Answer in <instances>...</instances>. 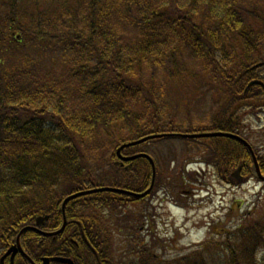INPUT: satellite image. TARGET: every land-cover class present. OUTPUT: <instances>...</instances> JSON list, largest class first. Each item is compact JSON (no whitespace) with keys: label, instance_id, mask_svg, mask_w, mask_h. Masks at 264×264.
<instances>
[{"label":"trees","instance_id":"trees-1","mask_svg":"<svg viewBox=\"0 0 264 264\" xmlns=\"http://www.w3.org/2000/svg\"><path fill=\"white\" fill-rule=\"evenodd\" d=\"M183 1L185 7L179 0H0V255L37 216H59V204L72 193L99 186L145 188L150 162L138 158L126 168L130 162L118 163L117 150L149 134L182 132L159 129L163 94L176 100L184 97L182 88L216 87L211 79L219 81L227 98L221 109L228 105L229 116L218 114L212 127L191 133L243 136L232 111L264 108V85L249 86L264 83V0ZM216 3L222 15L215 13ZM215 140L204 159L218 166L224 181L237 183L231 176L237 164L254 174L244 144ZM138 147L122 153L134 155ZM258 160L264 174V155ZM88 199L72 204L90 210L87 220L99 232L94 240L104 247L107 264H160L139 235L148 203L146 212L134 215L124 212L133 201L117 193L97 192ZM114 229L131 235L118 261ZM241 235L256 246L264 243L261 231ZM23 239L30 250L37 248L27 233ZM52 241L46 239L47 252L64 250ZM229 249L231 264H264V258L251 254L244 260Z\"/></svg>","mask_w":264,"mask_h":264},{"label":"rangeland","instance_id":"rangeland-1","mask_svg":"<svg viewBox=\"0 0 264 264\" xmlns=\"http://www.w3.org/2000/svg\"><path fill=\"white\" fill-rule=\"evenodd\" d=\"M179 4L183 7L187 5L183 0H179ZM213 9L216 14H223L220 3H216ZM38 58L49 59L41 54ZM211 81L216 82V87L211 84L200 88L188 86L181 89L184 97H177L176 100H173L171 93L163 94L166 98L160 104L164 113L157 124L159 129L164 131L181 128L182 134H189L188 131L192 129L212 127L218 114L228 117V105L224 110L221 109L227 103L224 90L217 79ZM184 84H178L176 90ZM177 106L179 110L171 118ZM231 116L234 120H239V132L243 137L249 136L257 157L264 155V108L247 110L246 107H241L232 111ZM228 121L233 123L231 119ZM170 122L172 123L169 124ZM215 139L158 138L136 149L152 155L159 166L158 175L164 177L167 174L169 177L166 193L157 196L164 199V202L160 204L161 200L158 198L151 203L152 207H158L159 216H156L155 211L153 217L155 225L150 229L151 223L144 221L138 226L141 232L139 235L145 236V244L151 246V254L158 256L160 264H231L233 256L229 247L244 260L251 254L259 261L264 258V243L256 246L241 235L248 231L254 234L261 231L264 235V182L254 174H245L243 182L230 184L218 175L215 163L216 169H194L200 165L206 167L201 157L209 155L208 149L219 143ZM191 161L199 163L190 164V169H176ZM239 165H234L233 169H237ZM93 171L99 175L102 173V169L98 167ZM143 207L144 205L128 204L124 212L131 211L132 214L139 215L146 212ZM149 211L152 212V209ZM145 225L147 228L142 230L141 227ZM125 230L114 229L115 261L127 253L131 235L127 236ZM150 234H155L156 237L150 240ZM192 249L202 251L196 254Z\"/></svg>","mask_w":264,"mask_h":264},{"label":"flooded vegetation","instance_id":"flooded-vegetation-1","mask_svg":"<svg viewBox=\"0 0 264 264\" xmlns=\"http://www.w3.org/2000/svg\"><path fill=\"white\" fill-rule=\"evenodd\" d=\"M190 164L191 163H186L180 167H177L176 169H190L191 167H188ZM210 168L216 169V167L214 166L212 167L211 165H206V167L198 168V169H210ZM240 169H242L241 173L244 175L245 171L243 169H245V167L241 165ZM168 178L169 177H167V174L164 177L162 176L161 182L157 185V175H156V183L154 189L149 194L150 196L148 197L134 198V197L123 196V200L127 199L129 201H133V203H128L130 204V206L131 205L138 206L141 204L149 203V207L152 209V212L149 211V216L146 221L151 223L150 229L155 225L153 220V217H155V211H156V216H159V213L157 212L158 207H152L151 203H153L154 199L160 198L157 196L166 193L165 190L167 189ZM148 179H149L148 184L146 185L145 188L141 189L140 192H144L149 188L152 179V169L149 172ZM192 184L195 183L192 182ZM93 188H97V187H92L88 189H93ZM91 195L92 194L71 200L66 206L65 215L62 211V203L65 199L64 198L59 204L60 205V213H58L59 216L56 215V217L53 218L49 216L47 219H44L43 222H41L40 224L36 223V219H35V221L31 225H29V227L31 228L26 230L27 232L26 231L25 232L32 238V241L31 240L30 241L31 243L34 242L37 248L34 247L30 250L29 247L27 246V242L29 241L28 239L26 240L23 239L24 235L22 237L21 242L25 253L32 259L34 264H44L45 258L50 259V264H107L104 253L105 251L104 247L99 245L97 241L94 240V237H96L99 234V232L94 227H91L90 229V226L93 225V221L87 220V213L89 214L90 210H88V207L86 210L85 209L86 207L82 205L83 203L74 206L72 204L73 201H78L80 199H82L85 203H88L91 201L88 199L91 197ZM141 200L144 201L136 203L137 201H141ZM160 200H161L160 204H162L164 202V199L160 198ZM67 208L68 209L70 208L69 213L67 212ZM64 221H66V223H64ZM64 224L65 226L63 230L60 231ZM141 228L143 230L144 228H147V225ZM149 230H147V232H149ZM57 231L60 232L58 234L57 233L50 234V233H55ZM47 238L52 239L53 244L54 242L56 243L58 240V242L63 246L64 250L63 251L58 250L57 252H47L44 247ZM8 249L9 247L7 248L6 251H8ZM6 251L2 255H0V259L4 257ZM11 256L12 254L5 256L3 258V264H11L12 261ZM56 257L66 258L71 260L72 262L70 263V262L53 261L52 259ZM33 263L29 259H27L20 250H17L13 258V264H33Z\"/></svg>","mask_w":264,"mask_h":264},{"label":"water","instance_id":"water-1","mask_svg":"<svg viewBox=\"0 0 264 264\" xmlns=\"http://www.w3.org/2000/svg\"><path fill=\"white\" fill-rule=\"evenodd\" d=\"M169 134H154V135H149V136H146V137H143L139 140H136V141H132L130 143H126L124 145H122L117 153L119 155V157L122 159V162L124 161H128V160H134L136 159L137 157H146L148 159H150V162L152 163V166H153V172H154V177H153V182H152V186L144 193H134V192H130V191H126L124 189H119V188H112V187H103V188H98V189H94V190H89V191H84V192H80V193H76V194H73L69 197H67L63 203V211H65V206L66 204L73 198H76L78 196H81V195H84V194H89V193H92V192H95V191H113V192H118V193H124V194H128V195H131V196H134V197H143L145 195H147L150 190H152L153 188V184H154V181H155V174H156V167H155V163H154V160L152 159V157H150L149 155L147 154H138V155H135V156H132V157H124L121 155V151L127 147V146H135V145H138V144H141L143 142H146L147 140L149 139H153V138H159V137H163V136H168ZM177 135H181V136H185V137H194V138H197V137H213V136H225V137H229V138H234V139H237V140H240L241 142H243L245 145H247V147L249 148L250 152L252 153V156H253V159L255 161V164H256V167L258 166V163H257V159H256V156L253 152V149L252 147L248 144L247 141H245L243 138H241L240 136H237L235 134H232V133H227V132H223V131H217V132H207V133H198V134H187V135H182V134H177ZM241 169H238L235 173H234V176L237 177V180L239 182H241L243 180L242 177H239L238 174L240 173ZM257 172H258V175L260 178H263L264 177L262 176V174L260 173V170L259 168H257ZM44 219H47V217L43 218V217H39L37 219V223H41L43 222ZM31 227H25L21 230L18 238H17V245L16 246H13L7 254H10L13 252V256L15 255V253L17 252V250L19 249L27 258H29V260H31V258L26 255L24 253V251L22 250V247H21V243H20V238H21V235L24 231H26L27 229H29ZM64 228V226L62 227V229L60 231H62ZM59 231V232H60ZM50 234H53V233H50ZM56 234V233H54ZM53 261H57V262H72L71 260L69 259H66V258H60V257H56V258H53L52 259ZM32 261V260H31ZM44 264H50V259L49 258H45L44 259Z\"/></svg>","mask_w":264,"mask_h":264}]
</instances>
